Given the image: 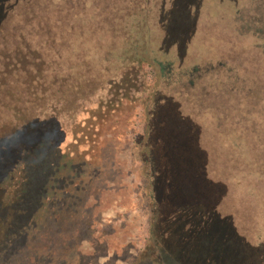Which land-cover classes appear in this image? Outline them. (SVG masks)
Instances as JSON below:
<instances>
[{
	"label": "trees",
	"instance_id": "1",
	"mask_svg": "<svg viewBox=\"0 0 264 264\" xmlns=\"http://www.w3.org/2000/svg\"><path fill=\"white\" fill-rule=\"evenodd\" d=\"M22 1L0 0V48L11 46L7 55L13 53L4 63L0 59V175L18 160L17 149L66 126L96 91L151 55L143 36L135 43L117 41L76 21L74 0H64L65 10L58 9V0H47L51 7L44 12L22 11ZM200 1H174L169 47L185 53L187 41H193L197 54L211 58L212 51L195 38L198 15L194 25L189 15L191 8L199 13ZM205 22L202 36L212 35L209 27L219 32L217 24ZM27 54L38 55L28 75L20 69ZM219 62L218 73L226 67ZM248 65L243 64L239 92L222 98L224 104L212 96L199 102L167 91L139 101L143 126L129 150L146 172L147 199L154 207L149 239L157 264H264V198L258 205L247 200L264 193V68L256 63L247 76ZM232 181L247 202L222 190ZM8 214L3 207L0 221ZM231 241L237 245H228ZM190 243L201 245V262L179 250Z\"/></svg>",
	"mask_w": 264,
	"mask_h": 264
},
{
	"label": "rangeland",
	"instance_id": "2",
	"mask_svg": "<svg viewBox=\"0 0 264 264\" xmlns=\"http://www.w3.org/2000/svg\"><path fill=\"white\" fill-rule=\"evenodd\" d=\"M174 1H73L76 21L90 23L91 31L116 35L117 41L132 38L128 42L135 43L143 36L151 55L96 91L61 131L49 129L17 149L18 160L0 175V216L3 207L9 210L0 221V264H157L158 251L149 239L154 207L147 199L146 172L129 150L143 126L139 101L167 91L172 96L185 92L199 102L212 96L224 104L222 98L235 96L241 88L244 63L249 64L247 76L256 63L264 68V0H201L198 14L191 8V24L199 17L195 38L212 51L211 58L197 54L193 41H187L185 53L169 47L167 26ZM20 3L22 11L44 12L52 2ZM57 4L67 9L64 0ZM29 19L33 22L34 17ZM204 19L205 27L217 24L219 32L209 27L212 35L202 36ZM10 47L0 48L2 63L13 58V53L7 55ZM26 57L20 69L28 75L38 55ZM218 62L226 66L219 73ZM222 190L250 205L264 198L263 193L243 199L234 181ZM231 242L227 244L237 245ZM200 247L190 243L179 250L190 254V261L201 262Z\"/></svg>",
	"mask_w": 264,
	"mask_h": 264
},
{
	"label": "clouds",
	"instance_id": "3",
	"mask_svg": "<svg viewBox=\"0 0 264 264\" xmlns=\"http://www.w3.org/2000/svg\"><path fill=\"white\" fill-rule=\"evenodd\" d=\"M60 146H62V145H58V147H60Z\"/></svg>",
	"mask_w": 264,
	"mask_h": 264
}]
</instances>
